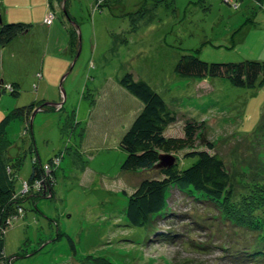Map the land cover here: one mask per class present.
Here are the masks:
<instances>
[{"label": "rangeland", "instance_id": "374dc122", "mask_svg": "<svg viewBox=\"0 0 264 264\" xmlns=\"http://www.w3.org/2000/svg\"><path fill=\"white\" fill-rule=\"evenodd\" d=\"M68 12L72 19L58 0H0L2 21L33 26L0 48V121L36 104L31 128L16 118L7 130L8 156L22 159L16 188L31 200L23 216L8 218L5 254L13 264H237L228 248L254 246L264 234V87L182 77L175 66L186 52L208 62L264 61V0H68ZM77 26L78 54L71 46ZM129 71L179 112L166 131L173 151L160 149L178 167L207 148L199 136L186 138L185 120L206 122L211 152L231 176L229 212L175 185L149 225L130 223L129 197L151 172L122 170L120 129L130 121L117 89L131 94L120 84ZM73 114L80 126L63 131ZM37 158L54 182L44 178L36 193L26 183Z\"/></svg>", "mask_w": 264, "mask_h": 264}, {"label": "trees", "instance_id": "16d2710c", "mask_svg": "<svg viewBox=\"0 0 264 264\" xmlns=\"http://www.w3.org/2000/svg\"><path fill=\"white\" fill-rule=\"evenodd\" d=\"M58 1L62 3L63 14L72 19L68 12V0ZM0 18V48L10 45L18 37L27 34L33 27L32 24L27 23H5L2 21V16ZM78 37L77 26L72 32L71 44L73 49H76V54H78L80 45ZM175 72L182 77L202 79L224 77L239 87L254 88L256 85L264 87V61L259 60L247 59L240 62L217 63L208 62L196 53L186 52L178 59ZM120 84L143 104V108L121 140V146L127 153L122 170L152 173L144 177L139 189L129 197L126 214L130 223L137 227L149 225L151 218L162 213L167 207V191L169 187L175 185L190 187L196 193L203 194L208 199L222 204L223 209L229 212L234 197L231 176L221 157L211 152L214 146L206 137V122H199L193 118L185 120L186 138L194 139L199 136L201 142L207 146L206 149L193 150L188 153L187 158H198L196 162L186 168L178 167L177 162L169 168H156L162 153L160 149L164 148L162 150L166 152L173 151L171 144L176 143L173 141L175 139H169L166 131L178 121L179 112L173 110L164 97L141 76H136L130 71L126 72ZM35 108L36 104L17 107L0 121V264H13L12 258L5 254L4 249V230H7L10 224L7 222L8 218L23 216L24 203L31 200L24 188L23 190L16 188V179L22 166V159L19 156L14 160L8 156L10 144L7 140V130L16 118H25L31 128ZM78 126L80 125L73 114L65 122L63 131L68 128L75 131ZM52 159L49 161L51 162ZM53 175L52 173V178L47 179L49 173L45 172L40 159L34 160L30 180L26 183L29 185L30 192L38 190V181H41L39 186V191H41L45 184L44 178L53 183ZM29 182H35L33 189L30 188ZM68 238L74 255H76L75 243L70 236ZM255 242L256 244L254 242L252 244L254 246H248V248H228L233 262L264 264V234H260ZM97 260L99 264H116L106 258Z\"/></svg>", "mask_w": 264, "mask_h": 264}, {"label": "crops", "instance_id": "0c3cea01", "mask_svg": "<svg viewBox=\"0 0 264 264\" xmlns=\"http://www.w3.org/2000/svg\"><path fill=\"white\" fill-rule=\"evenodd\" d=\"M123 89H124V87H123ZM118 90V92L120 93V96H121V99H122V103H123V105H125V107L124 108H126L127 109V107H128V110H127V114H126V117H125V120L126 121H130V123L127 125V123H125V124H123L122 125V127H121V129H120V131H122L123 133H122V135H124V133H125V130H127L131 125H132V123H133V121H134V119H135V117H136V115H137V113H138V111L139 110H141L142 109V107H143V104H142V102L139 100V101H137L136 100V97L134 96V95H132V94H129V95H131V96H129L128 94H125L121 89H117ZM125 96H123L122 94ZM117 102V101H116ZM129 104V106L128 105H126V104ZM131 105H133V107L131 106ZM131 106V107H130ZM115 107L117 108V110H113L114 111V113H116V112H120L121 110V108L119 109L116 105H115ZM134 107H135V109H134ZM96 109V108H95ZM123 111H125V110H123ZM97 113V111L95 112V114ZM105 115L107 114L108 116H109V114H110V112L107 110L106 112H103ZM91 115H92V113H91ZM99 113L98 114H96V116H95V121L97 122V123H99ZM100 125H97L96 124V128H99L101 131H102V129L99 127ZM96 128H95V131H96ZM83 138H85V137H83ZM101 138V137H100ZM101 141V140H100ZM102 143H99V145H101ZM102 147H107V146H101V148ZM96 148H98V146L96 147ZM100 148V149H101ZM85 151H86V149H85ZM90 152V151H89ZM95 153V152H94Z\"/></svg>", "mask_w": 264, "mask_h": 264}, {"label": "water", "instance_id": "95a60500", "mask_svg": "<svg viewBox=\"0 0 264 264\" xmlns=\"http://www.w3.org/2000/svg\"><path fill=\"white\" fill-rule=\"evenodd\" d=\"M176 163V157L170 153H161L156 168H169Z\"/></svg>", "mask_w": 264, "mask_h": 264}, {"label": "built area", "instance_id": "2783aa9c", "mask_svg": "<svg viewBox=\"0 0 264 264\" xmlns=\"http://www.w3.org/2000/svg\"><path fill=\"white\" fill-rule=\"evenodd\" d=\"M51 20H49V23L51 24L53 21V18H50ZM38 186H40V182H38Z\"/></svg>", "mask_w": 264, "mask_h": 264}]
</instances>
